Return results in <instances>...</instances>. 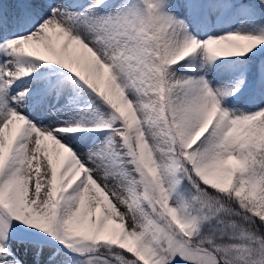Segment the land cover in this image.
<instances>
[{
  "label": "snow or ice",
  "instance_id": "1",
  "mask_svg": "<svg viewBox=\"0 0 264 264\" xmlns=\"http://www.w3.org/2000/svg\"><path fill=\"white\" fill-rule=\"evenodd\" d=\"M0 264H264V0H0Z\"/></svg>",
  "mask_w": 264,
  "mask_h": 264
}]
</instances>
